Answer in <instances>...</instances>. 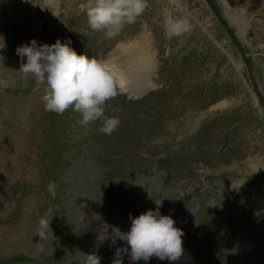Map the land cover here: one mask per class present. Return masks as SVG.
<instances>
[{
    "label": "rangeland",
    "instance_id": "374dc122",
    "mask_svg": "<svg viewBox=\"0 0 264 264\" xmlns=\"http://www.w3.org/2000/svg\"><path fill=\"white\" fill-rule=\"evenodd\" d=\"M11 2L0 0V131L21 132L22 145L15 163L1 152L14 172L5 201L16 207H6L0 230L19 226L21 240L39 249L26 243L0 264H55L80 243L75 264L93 253L113 264L127 245L113 243L112 228L128 232L129 216L155 211V202L185 233L177 264H264V4L149 0L137 23L107 39L89 27L87 0H32L26 12L18 0L12 16ZM166 11L188 18L191 34L166 39ZM33 39L70 41L77 54L108 58L125 76L143 78L137 88L126 80L106 105L105 116L121 121L118 130L107 136L99 121L83 125L71 109L45 111L43 87L22 76L26 58L15 55ZM41 217L50 222L44 238ZM121 257L131 264L127 253Z\"/></svg>",
    "mask_w": 264,
    "mask_h": 264
},
{
    "label": "clouds",
    "instance_id": "9594fccd",
    "mask_svg": "<svg viewBox=\"0 0 264 264\" xmlns=\"http://www.w3.org/2000/svg\"><path fill=\"white\" fill-rule=\"evenodd\" d=\"M150 7L149 0H87L86 16L89 27L93 31L102 32L107 39H115L139 18ZM164 36L168 40L179 39L191 34V21L182 16L166 11L163 20ZM70 41L57 39L49 45L39 44L33 39L16 49L22 62L20 73L24 78L33 77L36 87L44 89L41 97L45 111L63 115L73 110L81 115V124L99 121V131L111 136L121 123L119 117L105 116L109 101L123 94L126 79L123 72L108 58H97L85 54H77L70 47ZM6 48L4 37L0 35V52ZM3 57H0L2 60ZM53 198L56 196V185L47 187ZM155 211L148 210L133 218L128 232L112 228V240L126 242L127 247L117 249L113 264H123L121 253H127L131 264L152 258L167 260L169 264H177L185 257L182 229L175 227V220L170 215H161V202H155ZM38 234L44 238L50 230L48 219L39 220ZM107 224L104 226L103 238H107ZM84 264H101L96 254H82Z\"/></svg>",
    "mask_w": 264,
    "mask_h": 264
},
{
    "label": "bare ground",
    "instance_id": "6f19581e",
    "mask_svg": "<svg viewBox=\"0 0 264 264\" xmlns=\"http://www.w3.org/2000/svg\"><path fill=\"white\" fill-rule=\"evenodd\" d=\"M26 2H23L24 6L22 9L25 10V12L27 11V8L29 5L32 4V0H25ZM18 0H12L11 4L9 5L8 9H9V13L11 14V16L13 14H15V12L17 11V8L15 3L17 4ZM20 2V1H19ZM34 2V1H33ZM260 2L262 4H264V0H260ZM20 7V6H19ZM22 7V6H21ZM21 9V10H22ZM7 10V9H6ZM28 13V12H27ZM17 14V13H16ZM229 14V13H228ZM7 15V14H6ZM231 19L233 18L234 22L238 25V23L236 22L237 20L240 19L239 17H232L231 14L228 15ZM17 17V16H16ZM13 18V17H12ZM15 18V16H14ZM5 20V18H3ZM3 22V21H2ZM1 22V23H2ZM8 22V21H7ZM12 23H14V21H12ZM16 23V22H15ZM13 25V24H12ZM1 26V25H0ZM240 27V26H239ZM238 27V28H239ZM243 27V26H242ZM241 27V28H242ZM16 52V51H15ZM16 55V53H15ZM13 60V59H11ZM16 60V59H15ZM14 60V61H15ZM6 62V61H5ZM15 63V62H14ZM12 67V66H11ZM16 78V77H15ZM125 79L127 81H130V83L133 85L134 88L139 87L141 84H144V80H142L141 78H139V76L131 73V74H127L125 76ZM16 80V79H15ZM10 83V81H8ZM14 83V81H13ZM28 106V105H27ZM27 106L24 107L23 112L25 111H29L27 109ZM29 107V106H28ZM31 109V108H30ZM33 109V107H32ZM24 114V113H23ZM27 114V113H26ZM15 116V115H14ZM10 125V124H9ZM3 128V127H2ZM20 132V131H19ZM22 133L20 132V134H8V132L6 131H0V220L4 221L3 218H5V209L6 207L9 205L8 201H5L7 199V196H5V192H3V190L5 189V187H7V183L9 182L8 180H13L14 177V172L13 170L7 168L8 165L3 163V158H5L6 155H8V159H10L11 163H15V159H17L16 157V152L18 148H21L20 145H22ZM24 140V139H23ZM4 150V155L3 156L1 154V152L3 153ZM7 160V159H6ZM5 161V160H4ZM14 168V166H13ZM10 178V179H9ZM5 184V185H4ZM2 191V193H1ZM26 204V203H25ZM27 205V204H26ZM16 205L13 204V202L10 203L9 207H13ZM23 206V205H22ZM27 207V206H26ZM25 208V205H24ZM26 210V209H25ZM24 210V211H25ZM3 215V216H2ZM12 217V216H11ZM18 218V217H17ZM9 219V218H8ZM20 219V218H19ZM23 222H18V224H21ZM11 225L9 223H4L3 224V228L0 230V256H3L5 254H7L11 249L17 248V249H21V250H25L26 249V243H27V247L28 248H33V249H39L38 248V242H34V241H25V240H21L24 239L21 236V232L19 229V226L17 227V230H14V228L10 227ZM21 228V227H20ZM22 230V229H21ZM23 232V231H22ZM89 245V244H88ZM87 248V245L85 246ZM91 247V246H90ZM82 249H85L83 244H76L72 250L67 253L65 256H63V258L61 260H59L58 262H56L55 264H75V257L76 254L78 252H81Z\"/></svg>",
    "mask_w": 264,
    "mask_h": 264
}]
</instances>
